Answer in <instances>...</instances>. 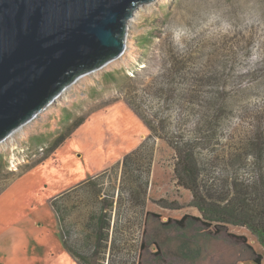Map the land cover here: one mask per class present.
<instances>
[{
  "label": "rangeland",
  "instance_id": "obj_1",
  "mask_svg": "<svg viewBox=\"0 0 264 264\" xmlns=\"http://www.w3.org/2000/svg\"><path fill=\"white\" fill-rule=\"evenodd\" d=\"M150 3L0 143V264H264V0Z\"/></svg>",
  "mask_w": 264,
  "mask_h": 264
},
{
  "label": "water",
  "instance_id": "obj_2",
  "mask_svg": "<svg viewBox=\"0 0 264 264\" xmlns=\"http://www.w3.org/2000/svg\"><path fill=\"white\" fill-rule=\"evenodd\" d=\"M153 0H0V141L78 77L117 58Z\"/></svg>",
  "mask_w": 264,
  "mask_h": 264
},
{
  "label": "crops",
  "instance_id": "obj_3",
  "mask_svg": "<svg viewBox=\"0 0 264 264\" xmlns=\"http://www.w3.org/2000/svg\"><path fill=\"white\" fill-rule=\"evenodd\" d=\"M93 199H95V197ZM72 210H74L73 213H71L72 219L77 220L80 223L81 226H79V228L82 227L83 229L85 228L89 230L92 228L99 229L100 223H103L98 210L93 209L90 205L86 204L83 206L82 204L78 208H73ZM157 221L159 224L163 223L162 218ZM128 224L132 225L134 224V221L131 220Z\"/></svg>",
  "mask_w": 264,
  "mask_h": 264
},
{
  "label": "bare ground",
  "instance_id": "obj_4",
  "mask_svg": "<svg viewBox=\"0 0 264 264\" xmlns=\"http://www.w3.org/2000/svg\"><path fill=\"white\" fill-rule=\"evenodd\" d=\"M155 1H156V0H153L152 3L155 2ZM150 4H151V3H150ZM139 5H140V4H139ZM139 5H138V6H139ZM138 6H137V7H138ZM137 7H136V8H137ZM140 7H141V6H140ZM136 8H134V9L132 10V12H131V16H130V18L127 20L126 29H125V36H124V49H123V51L127 48V47H126V30L128 29V26H129L131 23H135V21H136V16H137V13H136V11H135ZM123 51H122V53H123ZM122 53H121V54H122ZM121 54H120V55H121ZM120 55H119V56H120ZM119 56H118V57H119ZM118 57H117V58H118ZM115 59H116V58H115ZM115 59H113V60H115ZM113 60H111V61H113ZM111 61H109V62H111ZM109 62H107V63H109ZM107 63H106V64H107ZM106 64H104L103 66H105ZM103 66H102V67H103ZM102 67H100V68H102ZM100 68H99V69H100ZM97 70H98V69H97ZM95 71H96V70H95ZM93 72H94V71H93ZM90 73H91V72H90ZM88 74H89V73H88ZM85 75H86V74H85ZM83 76H84V75H83ZM83 76L78 77V78H77L74 82H72L69 86L65 87V88L60 92V94H59L56 98H54V100H56L58 97H60L61 94H63L65 91H67V90H68V89H69L74 83H76V81H79V80L81 79V77H83ZM54 100H53V101H54ZM53 101H52V102H53ZM52 102H50V104H51ZM50 104H49V105H50ZM49 105H47L44 109L46 110V108H48ZM44 109H43L41 112H43ZM36 115H37V114H35V116H34L33 118H31L29 121H27L25 124L19 126V127L16 128L14 131H12V132H11V133H10L5 139H4V140L0 141V143L3 142V141H5V140L8 139V138H11V137H12L15 133H17L22 127H24L27 123H29L31 120H33V119L36 117Z\"/></svg>",
  "mask_w": 264,
  "mask_h": 264
},
{
  "label": "trees",
  "instance_id": "obj_5",
  "mask_svg": "<svg viewBox=\"0 0 264 264\" xmlns=\"http://www.w3.org/2000/svg\"><path fill=\"white\" fill-rule=\"evenodd\" d=\"M185 219V216H183L178 222L179 224L183 222V220ZM245 226L246 228H248L251 233H253L256 238H257V242L259 243L260 246H262L264 248V228H256L254 225L252 224H245L243 225ZM256 264H259L260 263V257L255 260Z\"/></svg>",
  "mask_w": 264,
  "mask_h": 264
}]
</instances>
